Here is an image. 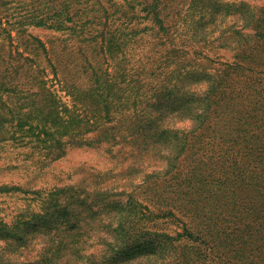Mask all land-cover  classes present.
<instances>
[{"label": "trees", "instance_id": "1", "mask_svg": "<svg viewBox=\"0 0 264 264\" xmlns=\"http://www.w3.org/2000/svg\"><path fill=\"white\" fill-rule=\"evenodd\" d=\"M107 2L47 0L7 27L0 17V153L28 148L45 165L126 142L152 168L106 202L93 249L81 218L109 189L0 183L37 207L0 216V264H264V0ZM109 8L125 25L112 28ZM24 25L74 43L47 47ZM209 40L234 59L211 67Z\"/></svg>", "mask_w": 264, "mask_h": 264}, {"label": "rangeland", "instance_id": "2", "mask_svg": "<svg viewBox=\"0 0 264 264\" xmlns=\"http://www.w3.org/2000/svg\"><path fill=\"white\" fill-rule=\"evenodd\" d=\"M244 1L255 4V6H260L262 3V0ZM46 3L47 0H0L2 26L7 27L6 19L13 22L26 10L46 11ZM108 4L107 0H105V6H108ZM241 6L242 12L245 14L247 12L245 8L248 5L241 4ZM109 10L108 15L109 19H111L110 23L112 24L110 25H112V28L119 27L122 22V25H125L126 19L122 17V19H118L117 14L111 16L113 13L112 8H109ZM99 14L102 15L101 23H104V12L101 11ZM227 17V19H237V15L233 17L227 15ZM237 21L240 23V20ZM97 27L101 29L102 24ZM214 27L219 28V23L216 26L214 25ZM23 30L26 34L29 33L32 36H36L47 47H53V49H58L63 43L68 46L74 43L72 40H68L70 36L67 33L63 35L45 27L24 25ZM15 31H12V35H16ZM197 39L199 41L200 36H197ZM6 45H8V41ZM205 45L210 52L211 61L209 65L213 68L220 69L225 63L234 59L231 51L214 46L215 44L210 42V40ZM30 56L34 58L32 53ZM134 149V146L126 142L112 145L111 147L107 143L99 146L74 147L69 149L62 158L49 164L41 165L36 161V155L29 156L28 148L5 147V150L0 153V183L13 181L31 189H40L42 192L66 185H74V189L70 190V192L75 193H80L83 189L88 191H92L93 188L94 190L101 189V191L109 189L107 191L112 194L111 196L106 197L105 194L108 193H104V195L102 194L104 199L101 201H96L93 197L89 199L91 209L88 213H84L81 218L83 226L78 232L79 237L83 240L86 239V247L93 249L91 245H94L97 234L99 235L104 230L102 223L109 220L110 212L106 202L117 199L124 200L126 198L125 193L130 192L133 185L137 182L140 183L145 173L152 168L149 167L148 157H140L139 161L134 162L135 159L132 152L135 151ZM31 162H37V165H33ZM16 165L21 167L16 168ZM31 195L33 194H28L27 196L22 193L0 195V216H4L8 220L26 208L29 210L32 208L36 209L35 202L30 201L29 196ZM103 203L105 204L103 205ZM144 203H147L146 200H144ZM149 206L151 207L152 205L149 204ZM99 220L101 223H99ZM40 238L35 241L37 243L36 246L40 245ZM0 246H3L1 242Z\"/></svg>", "mask_w": 264, "mask_h": 264}]
</instances>
